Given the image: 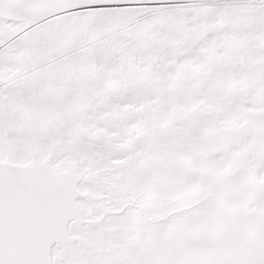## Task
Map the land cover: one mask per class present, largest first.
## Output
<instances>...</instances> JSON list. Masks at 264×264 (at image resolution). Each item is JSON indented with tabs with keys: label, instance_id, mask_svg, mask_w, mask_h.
<instances>
[{
	"label": "snow or ice",
	"instance_id": "1",
	"mask_svg": "<svg viewBox=\"0 0 264 264\" xmlns=\"http://www.w3.org/2000/svg\"><path fill=\"white\" fill-rule=\"evenodd\" d=\"M0 264H264V0H0Z\"/></svg>",
	"mask_w": 264,
	"mask_h": 264
}]
</instances>
